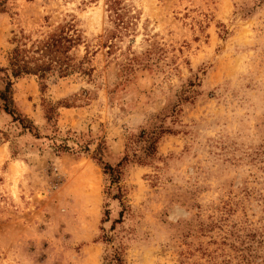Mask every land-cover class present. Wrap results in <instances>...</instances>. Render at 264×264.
Here are the masks:
<instances>
[{
  "label": "rangeland",
  "instance_id": "rangeland-1",
  "mask_svg": "<svg viewBox=\"0 0 264 264\" xmlns=\"http://www.w3.org/2000/svg\"><path fill=\"white\" fill-rule=\"evenodd\" d=\"M9 81L0 264H264V0H0Z\"/></svg>",
  "mask_w": 264,
  "mask_h": 264
},
{
  "label": "trees",
  "instance_id": "trees-1",
  "mask_svg": "<svg viewBox=\"0 0 264 264\" xmlns=\"http://www.w3.org/2000/svg\"><path fill=\"white\" fill-rule=\"evenodd\" d=\"M18 55H19V53L16 51L15 56L12 58V62H11L13 74L15 76H19L24 72H31L32 70H34L35 73H39L41 77L44 76L42 67L38 66V67H34V68H31V67L28 68V66H26L25 64H21L20 59L18 58ZM11 86H12V82L9 81L6 85V88L0 92V99H2L4 101V106H5L6 110H8L10 113L15 114L16 112L12 108V103H13L12 96H10V95L8 96V93H10V91H11ZM105 168L110 169L112 167L109 165H105Z\"/></svg>",
  "mask_w": 264,
  "mask_h": 264
}]
</instances>
